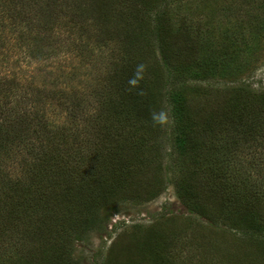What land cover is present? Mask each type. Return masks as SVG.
<instances>
[{
  "label": "rangeland",
  "instance_id": "1",
  "mask_svg": "<svg viewBox=\"0 0 264 264\" xmlns=\"http://www.w3.org/2000/svg\"><path fill=\"white\" fill-rule=\"evenodd\" d=\"M49 1L51 0H0L1 80L4 78L20 80L19 74L26 72L30 80L29 84L32 86H42V83L46 82L51 88L58 86L63 88L69 87L70 79L79 77L78 85L81 89L98 84L99 88L108 91L110 90L108 82L113 85L114 78L112 69L105 70L107 66V62L104 63L105 57L109 53L115 55L118 53L122 56L123 48L129 47L124 39L125 18L127 23L133 24L130 29L133 30L134 35L139 33L145 35L142 40L136 39L138 46L133 45V51L129 55L135 62L134 70L137 64L143 63L146 66L143 77L149 82L152 90L159 93L162 89L163 74L158 53L147 36L146 24L152 22L162 8L168 10L167 30L164 34L166 47L178 54L182 67L186 64V68L190 66V74L195 75L196 78L193 81L189 79L190 83L183 90L186 108L191 113L190 118L194 128L188 142V153L177 156L176 160L173 159L174 157L172 158L169 153L168 138L160 137L158 127L155 125L148 127L147 133L157 132V138L161 139L160 148L156 145L152 147L156 142L152 137L148 139L136 137L127 144V147L140 143H145V149L147 143L150 144L149 147L143 152L138 151L133 158H129L133 154L131 149L120 150L124 156L122 167L130 169L122 175V181L117 183L116 192L118 197H126V200L113 208L100 211L101 218H109L105 231L102 233L93 231L84 241L79 243L72 241L69 244L75 248V259L81 264H264V240L245 237L236 226L240 220L234 217L228 208L222 211L219 198L214 197L203 212L199 211L200 214L192 213L177 198L175 186L169 183L174 179V182L183 181L182 183L188 188L197 189L200 192V199L197 200L198 208L204 207L203 202L211 193L207 182V175L210 173L208 174L206 167L205 170L198 168L204 166L203 159L212 152V156L220 163L218 166L222 170L217 176H224V179L232 183H244L241 192H244L246 185L249 188L258 186L255 190L264 209V138L256 137V142L250 146L242 143L238 151L232 155L233 161L228 162L226 158L223 160L225 146L214 143L213 136L209 140L204 134L205 126L210 125L214 119L215 107L219 102L216 103L217 105H210L208 93L211 90L205 88L207 81L203 83L199 77L202 72L200 68L205 66L203 62L212 55L213 49H220L222 42L224 44L229 41V34H225L224 26L230 24L237 16L236 19L242 24L252 19L251 28L247 31L253 29L256 36L253 41L242 43L248 47L240 45L239 41L233 49L229 50L227 47L229 51L225 54L232 60L229 71L233 76L240 75L238 81L245 83L250 90L264 89V0H129L127 2L125 0H70V2L58 0L59 5L68 6L67 13L60 14L61 23L46 16L42 17L43 10H51ZM216 1L220 2L215 3ZM136 3H140L144 16L141 13L137 15L133 13L132 8ZM102 8L117 20L108 17L96 21L95 26L93 20ZM130 11L144 24L141 30L138 28L137 19L130 20ZM34 18L41 19L42 27L37 33L42 38L45 37L38 44L43 50L53 52L51 55L54 56L53 63L38 61L37 58L40 56L34 57L33 55L37 54L33 49L25 46L18 48L14 45L17 42L13 40L12 31L27 33L32 29ZM145 18L147 20L144 21ZM50 27L52 28L49 32ZM80 28L95 35L99 41L106 39L116 30L120 34L114 42H108L109 49L106 46L100 49L98 45H93L88 52H81L75 45ZM121 34L123 35L120 36ZM190 58H193V64L199 68L187 63ZM57 59L62 64L59 71V66L55 63ZM62 70H67L71 75L66 77ZM51 71L52 76L49 75ZM57 73L61 74L57 80L58 85L53 86L52 81L55 80ZM219 81L209 79L208 83ZM23 83V79L20 80L19 84ZM217 92L225 95L221 91ZM28 98L33 104L28 108L24 104L21 106L22 112L27 115L33 117L36 113L44 114L50 116L52 122L66 118V114H61L54 104L49 105L44 97L29 93ZM85 101L92 100L85 99ZM17 113L21 115L20 110ZM21 116H17L14 122H17V128L19 126L22 130H26L27 126L22 124ZM40 116L36 118L39 119ZM55 132L58 134L57 129ZM56 138L59 142L58 136ZM88 142L83 143L77 150L70 151L68 156L64 154L66 150L63 148L64 142L61 141L46 149L37 148L34 153L45 164L37 170L38 181L28 183L27 175L21 172L23 169L13 166L7 168V172L11 174L10 178L0 175V184L5 186L7 184L17 192L31 184L33 192L29 193L28 202L31 196H36L38 190L44 197L53 200L54 208L60 207V199H63L65 206L71 210V215H74L79 210L75 201L84 198L87 187L93 184L97 190L98 188L106 190L115 179V174L110 171L108 179L97 182L96 176L93 182L90 171L82 166L96 162L97 169L99 165L107 167V160L112 158L113 153L115 156L119 147L111 151L106 149L95 152L94 142ZM109 153H111L109 159H106ZM22 155L26 156V154ZM20 160L21 158H18L15 164ZM78 167L85 171L79 172V176L74 172ZM73 172L70 177L69 174ZM50 176H53L52 179H49ZM76 184L79 186L77 190H75ZM17 192L10 194L16 196ZM158 192H162L161 195L146 202ZM0 199H3L1 193ZM71 206L76 207L77 210L73 211ZM24 210L25 204L22 206V211ZM57 211L60 215L57 218L59 224L65 223L68 226L71 221L69 211L67 209L64 211L57 209ZM261 224L264 226V216L261 218ZM17 230H20L21 236L28 235L29 230L22 223ZM27 243L28 241H25L23 246ZM62 245L67 246V242L62 240ZM18 246L19 244L17 247L9 245V250L13 249L9 254L19 256Z\"/></svg>",
  "mask_w": 264,
  "mask_h": 264
},
{
  "label": "trees",
  "instance_id": "2",
  "mask_svg": "<svg viewBox=\"0 0 264 264\" xmlns=\"http://www.w3.org/2000/svg\"><path fill=\"white\" fill-rule=\"evenodd\" d=\"M62 1L70 2V0ZM49 2L51 10H43L42 17L46 16V18L49 17L61 23L60 14L64 15L67 13L68 6L66 4V7L65 5H59L58 0ZM79 2L82 3L83 1ZM217 2L220 1L215 3ZM103 9L105 8H102L100 13L96 14L97 16L93 20L94 23L108 17L113 18L115 21L117 20L110 12L103 11ZM132 9L135 15L141 13L144 16L140 3H136ZM167 15V8H162L154 16L152 22L146 24L147 36L153 42L155 51L158 53L157 57L163 74L162 89L159 93L152 90L149 82L144 77L136 88H130L128 85V80L135 71V62L129 55L133 51V47H136V44L138 46V39L142 40L145 35L142 33L134 35L133 30L130 29L133 24H130L131 22L127 23L125 18L123 21L126 26L124 39L129 47L123 48L124 55L122 56L118 53L116 55L109 53L105 57L104 63L107 62L105 70L108 68L112 69L111 72H113L114 78L113 85L108 82L110 85V90L108 91L99 88L98 84L89 85L87 88L81 89L78 85L79 77L70 79L69 87L63 88L59 86L51 88L46 82L42 83V86H32L29 84L30 80H28L26 72L19 74L20 80L23 79V84H19L20 80L15 78L13 80L0 79V175L10 178L11 174L7 172V168L16 166L23 169L21 172L23 175H27L28 183L38 181L37 170L44 167L45 164L34 152L37 148L46 149L60 141L64 142L63 148L66 150L64 152L66 156L69 155L70 151L73 149L77 150L83 143L86 144L88 141V143L94 142L95 152L106 149L111 151L119 147L115 156L113 153L112 158L109 159L111 153L107 154L108 157L106 159H109L107 160V167L99 165L97 169L96 162L82 166L90 171L93 182L96 176L97 182L108 179V172L110 171L115 174V179L108 189L100 190L98 188L99 193L95 185L92 184L87 187L84 198L75 201L79 210L71 206L73 211L77 210L74 215H71V210L65 206L63 199H60V207L54 208L53 200L47 199L38 190H36V196H31L28 202V195L33 192L31 184L27 183L28 185L19 192L7 184L6 186L0 184V193L3 197V199H0V264H81L78 259H75L74 246H69V244L72 241L76 243L84 241L93 231H98L99 233L105 231L109 218H101L100 211L113 208L116 204L118 205L126 200V197H118L116 192L117 183L122 181V175L130 169L122 167L124 156L120 150L124 148L131 149L133 154L129 158H133L138 151L143 152L149 147L150 144L148 143L146 149L145 143L127 147V144L131 143L132 139L136 137L142 139L152 137L156 141L152 144V147L156 145L160 148L161 146V142H159L161 139L157 138L156 131L147 133L148 127L153 126L150 118L151 112L162 110L168 115V120L164 125L155 126L158 127L160 137L168 138L171 157L176 160L177 156L188 153V142L191 139L190 135H192L194 128L193 121L190 118L191 113L186 108L183 90L190 83L188 82L189 79L193 81L196 78L195 75L190 74V66L186 68V64L182 67L178 54L166 47L164 34L167 30ZM129 16L130 20L137 19L139 21L138 28L141 30L144 24L131 11ZM71 17L75 22L74 16L72 15ZM236 17L230 24L224 26L225 34H229V41L224 42L225 46L222 42L220 49L214 47L212 55L203 62L205 66L200 68L203 73L199 74L203 83L207 81L205 88L211 90L208 93L210 105L219 102V105L215 107L214 119L210 125L205 126L204 134L208 136L209 140L213 136L214 143L225 146V156L222 159L226 158L228 162L233 161L232 155L238 151L242 143L250 146L256 142V137L262 136L264 138V89L252 91L245 83L239 82L238 77L240 75L233 76L230 73L229 65L232 60L225 54L233 49L234 45L238 44L237 41L245 47L247 45L242 43L253 41L256 36V32L254 34L253 29L250 32L247 31L248 28H251L252 19L242 24ZM145 20L147 19L145 18ZM41 27V19L34 18L32 29L28 31L30 35L28 32L18 33L16 31L14 33L12 31L13 40L18 44L15 43L14 45L18 46V48L25 46L28 49H33L37 55H32L34 57L40 56L37 58L38 61H50V63H53L52 59L54 56H51L53 52L50 53L43 50L38 44L45 38H42L37 33V30ZM51 28H49V32ZM119 34L116 30L112 35L102 40L106 42H102L95 35L89 34L87 30L83 31L80 28L76 36L75 45L81 52H88L93 45H98L100 49L103 46L109 49L108 42H114L119 38ZM131 43L132 45H130ZM227 47L229 50H227ZM193 62V58H190L187 63L199 68ZM55 63L59 66V71L62 64L59 63V59ZM62 71L66 77L71 75L67 70ZM49 75L52 76V71L49 72ZM59 75L61 74L57 73L55 80L52 81L53 86L55 84L58 85ZM95 79L96 77H94ZM209 79L216 81L220 79V81L208 83ZM237 84H240V86ZM217 91H221L225 95H221ZM29 93L44 97L46 102H49V105L54 104L61 114H66V118L53 120L54 122H52L50 116L36 113L32 117L22 112L21 106L23 104L27 108L30 104H33V102L28 101ZM85 99L92 101L87 102ZM46 102H44L45 106H47ZM18 110L23 116L17 113ZM17 116L22 117L21 122L27 126V131L22 130L19 126L17 128V122H14ZM37 116H40V118L37 119ZM12 122L14 123L11 126ZM55 129L58 130V134H56ZM152 133L153 135L151 136ZM57 136L59 142L56 138ZM217 152L215 153L217 154ZM22 154H26V156ZM18 158H21V160L15 164ZM203 160L204 166L199 167L198 170H205L204 167H206L208 174L210 173L211 175H207L208 187L211 188V193L207 195L206 200L203 202L204 207L198 208L197 200L200 199V192L197 189L188 188L182 183L183 181L174 182L173 179L169 183L175 186L177 198L180 202L190 212L200 214L214 197L219 198L222 211L224 212L228 208L230 213L240 220L236 223V226L240 228L241 233L245 237L264 240V226L261 224L264 209H262L261 199L255 190L258 186L249 188L246 185L244 192H241V187L244 183H232V181L224 179V176H217L220 175L222 170L218 166L220 163L212 156V152ZM71 161L76 162V160ZM175 165L176 163L174 167ZM195 165L197 166L198 164L196 163ZM79 168L74 171L78 176L79 172H85ZM74 172L69 174L70 177ZM52 177L50 176L49 179H52ZM78 187L76 184L75 190ZM10 192H17V194L13 196ZM161 193L154 194L146 202L152 201ZM64 197L66 196L64 195ZM24 204L25 210L22 211ZM57 209L61 211L67 209L69 211L71 221L68 226L65 223L59 224L57 221L60 216ZM201 215L205 216V214ZM62 217L64 218V215ZM21 223L29 230L27 236H21L20 230H17ZM62 240L67 242V246L62 245ZM25 241H28V243L23 246ZM18 244L20 255H10L9 252L13 251V249L9 250V245L17 247Z\"/></svg>",
  "mask_w": 264,
  "mask_h": 264
},
{
  "label": "clouds",
  "instance_id": "3",
  "mask_svg": "<svg viewBox=\"0 0 264 264\" xmlns=\"http://www.w3.org/2000/svg\"><path fill=\"white\" fill-rule=\"evenodd\" d=\"M146 66L143 63L137 64L133 76L128 80V85L130 88H136L143 79ZM142 94V93H141ZM150 118L153 125H164L168 120V115L166 112L153 111L150 113Z\"/></svg>",
  "mask_w": 264,
  "mask_h": 264
}]
</instances>
